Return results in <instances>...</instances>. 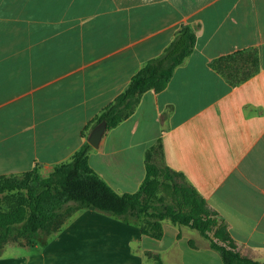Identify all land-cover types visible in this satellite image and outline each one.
Segmentation results:
<instances>
[{
  "label": "crops",
  "instance_id": "crops-1",
  "mask_svg": "<svg viewBox=\"0 0 264 264\" xmlns=\"http://www.w3.org/2000/svg\"><path fill=\"white\" fill-rule=\"evenodd\" d=\"M184 26L192 53L106 130L88 163L117 193H135L153 151L151 163L182 173L242 253L264 261V0H0V176H48L71 160ZM164 221L158 239L80 209L50 236L5 245L0 264H213L197 230L174 224L170 235Z\"/></svg>",
  "mask_w": 264,
  "mask_h": 264
},
{
  "label": "trees",
  "instance_id": "trees-1",
  "mask_svg": "<svg viewBox=\"0 0 264 264\" xmlns=\"http://www.w3.org/2000/svg\"><path fill=\"white\" fill-rule=\"evenodd\" d=\"M195 43L191 28L182 27L165 53L131 79L94 125L105 120L107 129L117 126L133 113L145 91L166 88L175 68L192 53ZM91 148L86 142L71 160L56 165L48 176H43L38 167L21 176H0V251L10 239L23 237L29 241L27 244L35 243L41 233L50 236L59 231L77 210L91 209L137 222L143 233L158 239L163 236L162 222L169 220L197 230L220 254L223 264H264L242 253L226 220L182 173L150 162L153 151H148L147 175L140 189L119 194L90 167ZM162 185L169 192V200L159 196ZM64 209L65 215L61 213ZM157 264H163L160 258Z\"/></svg>",
  "mask_w": 264,
  "mask_h": 264
},
{
  "label": "rangeland",
  "instance_id": "rangeland-1",
  "mask_svg": "<svg viewBox=\"0 0 264 264\" xmlns=\"http://www.w3.org/2000/svg\"><path fill=\"white\" fill-rule=\"evenodd\" d=\"M160 181L162 183H165V181L163 180V178H160ZM163 186L164 185H162L161 188H160L161 192L159 193V196L160 197L161 196L163 197L165 195L166 196V200H169V192ZM14 193L16 194V192H13L12 195ZM155 203H156V205H159L158 199L155 200ZM61 213L65 215L66 209L62 210ZM164 222L166 223V228H167L168 234L171 235V233L174 231V229H176V227L174 226L173 223H171L168 220H166ZM177 226H179V225H177ZM183 229L187 233H189V234L198 235V236L200 235L196 230H191V229L186 228V227H184ZM41 235H45V237H46V234L45 233H41L39 235L38 239L41 238ZM199 237H202V236L200 235ZM167 241H169V237L167 238ZM28 242L29 241L26 238L21 237V238L10 239L5 245H7V244H18V243H28ZM185 260H186V263L189 262V260H190V254H187L186 255ZM209 260L212 261L213 264H221V262H222V258L220 256V254L218 252H216V251H214V255L209 256Z\"/></svg>",
  "mask_w": 264,
  "mask_h": 264
},
{
  "label": "water",
  "instance_id": "water-1",
  "mask_svg": "<svg viewBox=\"0 0 264 264\" xmlns=\"http://www.w3.org/2000/svg\"><path fill=\"white\" fill-rule=\"evenodd\" d=\"M106 130H107V123L105 120L97 124L93 128V130L91 131L88 137V142L90 143V145L93 147H98Z\"/></svg>",
  "mask_w": 264,
  "mask_h": 264
}]
</instances>
